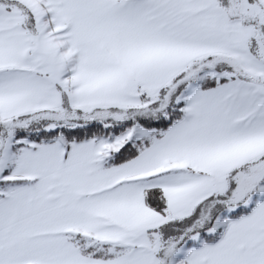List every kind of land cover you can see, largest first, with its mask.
I'll return each mask as SVG.
<instances>
[{"label": "snow or ice", "instance_id": "snow-or-ice-1", "mask_svg": "<svg viewBox=\"0 0 264 264\" xmlns=\"http://www.w3.org/2000/svg\"><path fill=\"white\" fill-rule=\"evenodd\" d=\"M0 264H264V0H0Z\"/></svg>", "mask_w": 264, "mask_h": 264}]
</instances>
